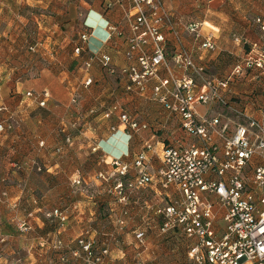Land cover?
I'll return each instance as SVG.
<instances>
[{"label": "crops", "instance_id": "crops-1", "mask_svg": "<svg viewBox=\"0 0 264 264\" xmlns=\"http://www.w3.org/2000/svg\"><path fill=\"white\" fill-rule=\"evenodd\" d=\"M159 1L172 18L163 33L168 61L178 77L184 71L173 63V57L182 51L191 53L206 71L215 73L207 72L209 78L222 79L237 64L231 59L247 54L233 42L234 35L246 39L250 46L256 43L264 48V32L256 22L264 16V0ZM129 7L130 0H0V124L11 125L0 130V264H83L84 253L78 243L81 237L92 240L100 250L108 247L109 259L113 262L114 252L116 259H121L115 264H123L125 253L119 248L129 240L138 248V232L145 233L147 248L135 252V258L142 253L140 258L145 264H168V260H175L173 255L181 247L185 254L183 264L186 262L185 245L182 242L170 249L166 236L159 233L162 220L155 213L157 208L179 199L175 186L164 189L155 180L146 188L128 191L126 205L119 203L115 194L112 198L108 195L116 185L115 170L110 166L114 158L132 163L146 142L154 143L165 136L176 144L183 136L177 119L152 99L151 89L156 82L150 83L145 95L126 92L127 80L120 72L136 65V61L126 57ZM189 24H200L201 34L211 35L217 50L202 49V41L187 31ZM85 31L90 34L88 54L109 56L116 75L108 74L97 63L86 73L87 56L74 54ZM31 47L35 50L31 51ZM255 74L245 72L238 76L224 95L230 106L259 117L264 102V77ZM87 77L93 79V85L85 89L83 80ZM238 86L245 90L237 91ZM44 91L50 92L46 107L26 96ZM73 98H77L76 104L72 103ZM113 103L120 104L122 111L132 116L137 110L146 112L147 117L134 118L147 123L149 129L132 135L117 115L106 119L103 112ZM205 108V113H226L236 120L227 108ZM73 122L79 123V131L70 128ZM113 126L117 132L111 131ZM67 130L73 132L76 140L70 146L65 143ZM111 141L117 148H106ZM94 145L98 150L92 152L93 157L90 149ZM58 148L63 149L61 155L56 152ZM31 160L47 172L31 170ZM91 161L97 162L96 170L87 169ZM159 166L160 161L152 158L150 172L156 176ZM132 176L131 173L125 181ZM78 177L92 182L99 194L96 202L105 206L111 202L108 207L113 213L102 219L97 203L87 201L92 200L89 196L93 192L73 193L70 183ZM75 197L80 198V214L73 213L65 228L59 229L55 224L45 234L46 213L67 206ZM26 215L35 217L28 221ZM20 221L31 223L40 232L38 237L27 239L20 235L16 227ZM158 246L165 248L159 250Z\"/></svg>", "mask_w": 264, "mask_h": 264}, {"label": "built area", "instance_id": "built-area-1", "mask_svg": "<svg viewBox=\"0 0 264 264\" xmlns=\"http://www.w3.org/2000/svg\"><path fill=\"white\" fill-rule=\"evenodd\" d=\"M128 14L130 36L126 57L136 61V65L120 72L127 80L126 92L145 95L150 83L156 82L151 97L169 116L177 119L183 136L176 144H168L164 139L146 142L132 163L114 158L110 166L115 170L116 185L110 193L126 205L128 191L146 188L155 180L164 189L175 186L179 199L157 208L155 213L162 220L159 228L162 236L176 230L188 240L184 264H264V102L260 116L255 117L245 109L230 106L224 95L245 72H256L259 78L264 77V48L252 44L250 51L222 79L209 78L206 67L197 64L191 53L182 51L173 57V63L184 71V75L178 77L168 61L163 33V27L172 24V18L163 11L160 1L130 0ZM256 22L264 32V16L258 17ZM186 29L196 40L202 41V49L217 50L213 37L201 34L200 24H189ZM89 37V32H83L74 49L77 57L87 56L86 73L97 63L108 74L116 75L109 56L88 54ZM30 50L34 51L35 47ZM162 72L166 73L165 77L161 76ZM92 85L91 77L83 80L85 89ZM26 96L38 106L46 107L50 92H29ZM77 102V98H73L72 103ZM199 106L227 108L236 120L226 113L213 114L210 110L202 115ZM103 113L106 119L117 115L129 134L138 135L149 129L147 123L138 122L123 112L118 103H113ZM7 125L0 124V130ZM111 131L117 132V127L113 126ZM97 150L95 146L93 151ZM61 151L62 148L56 150ZM152 158L160 161L156 176L150 172ZM131 173L132 178L125 181ZM100 176L104 178L103 173ZM73 183L80 184V180ZM69 215L66 208L50 213L61 227L65 226ZM120 224L124 225V221ZM18 229L25 232L30 226L27 221H20ZM136 240L145 250V233H136ZM78 243L84 252L83 264H114L109 259L108 247L97 252L94 242L84 237L79 238ZM140 256L138 254V264H145Z\"/></svg>", "mask_w": 264, "mask_h": 264}, {"label": "rangeland", "instance_id": "rangeland-1", "mask_svg": "<svg viewBox=\"0 0 264 264\" xmlns=\"http://www.w3.org/2000/svg\"><path fill=\"white\" fill-rule=\"evenodd\" d=\"M234 38H233V42L237 45V46H239L240 48H243V51L245 50V52H249L250 51V44H248L247 42V40L246 39H242L240 36H236V35H234L233 36ZM237 38H239L240 39V41L238 42V41H236V39ZM236 47V46H235ZM236 48H238V47H236ZM236 56V55H235ZM231 57H233V56H231ZM242 58L239 56L236 60L235 59H231V61H232V63L233 64H235V63H238L240 60H241ZM207 72L209 73V74H211V72L210 71H206V74H207ZM212 74H215V73H213L212 72ZM211 74V75H212ZM236 88V90L237 91H241V90H243L245 87H241V86H238V87H235ZM245 90V89H244ZM199 108V110H200V114H204L205 112L204 111H206V109L207 108H205V107H203V106H199L198 107ZM132 116V115H131ZM135 116H138L139 118H142V117H147V113L146 112H142V111H140V110H137V112H134L133 113V118L135 117ZM230 117H232V115L230 116ZM138 118V119H139ZM143 119V118H142ZM140 120V119H139ZM85 123V122H84ZM90 123H91V119H90ZM75 124H77L76 122L74 123H72L71 124V127L70 128H72L73 130H77V131H79V128H78V124L75 126ZM6 128H4V130H5ZM8 129V128H7ZM68 131V130H67ZM70 134V135H69ZM78 135L76 134L75 135V137H77ZM67 137H69L70 139H71V141L70 142H67ZM75 139H74V135H73V132H70L69 133V131H68V134H66V138H65V143L67 144V145H72V144H74L75 143ZM91 141H95L93 138L91 139ZM95 146V145H94ZM116 147L117 148V146H116V144H114V141H111L108 145H106V148H109V147ZM91 156H95V155H92V152H93V154H95V152L96 151H93V147H91ZM63 152V149H62V151H61V153ZM61 153H58L59 155H61ZM99 161L101 160V159H98ZM101 163V162H100ZM29 168L31 169V170H33V171H36V172H38V173H43V172H47V169L46 168H44V167H42V166H37V162H35L34 163V160H31V163L29 164ZM98 166V164H97V162H92L91 161V167L90 168H87V169H95L96 170V167ZM38 167H40L41 168V170L39 171L38 170ZM23 168H25V169H27L26 167H23ZM97 171H98V168H97ZM94 173V172H93ZM97 174H98V172H97ZM94 175H96V174H94ZM98 177H99V175H98ZM98 177L96 176V178L98 179ZM96 178H95V180H96ZM87 179V178H86ZM75 180H80V184H76V183H73V181H71V186L73 187V193L74 194H78V193H84V194H86V195H89V193L90 192H93L92 194H91V196H89V198L91 199L92 198V200H89V199H87V201H97V196L99 195L98 194V191H96V188H95V186H93L92 185V182H88V184H87V182H85V179L84 178H77V179H75ZM88 185V186H87ZM75 187H77L78 189H76ZM90 188H91V190H90ZM96 191V192H95ZM108 194V193H107ZM111 198L112 197H114L113 196V194L112 193H110V194H108ZM78 196V195H77ZM96 197V198H95ZM109 197V199H111ZM93 198H95L94 200H93ZM80 199V198H79ZM79 199L77 198V197H75V200L73 201V202H71L70 204H68L67 206H64V207H62L61 209H69V213H70V215H69V217L71 218L72 217V215H74L75 213L76 214H80V212H81V202H79ZM88 203V202H87ZM97 203V202H96ZM110 203L111 202H109V203H107L108 204V206H111L110 205ZM112 203H114L113 201H112ZM93 204H91V206H92ZM100 204H96V208H99V210L101 211V212H103V215H101V216H103V217H101L102 219H105L106 218V216L109 214L110 215V213L112 212L113 213V211H111V207H108V206H105V205H100ZM111 208V209H110ZM16 209V208H15ZM60 209V208H59ZM53 211V210H52ZM52 211H50V212H48V213H46V215H45V217H44V219H45V230H46V232H45V230H44V232H45V234H47V233H49V230H51V228L53 227V226H55V223H53V221H57L55 218H52V217H50V213L52 212ZM110 211V212H109ZM106 212V213H105ZM74 213V214H73ZM105 214V215H104ZM26 219L28 220V221H30L32 218H34L35 216L33 215V216H31V217H29V216H27L26 215ZM80 217L83 219V216L82 215H80ZM70 218H69V220H70ZM30 219V220H29ZM27 221V222H28ZM84 222H85V220H84ZM18 223V222H17ZM16 223V227H17V229H18V224ZM28 224H29V222H28ZM29 226H30V229H29V231H25V232H22V231H20L19 229H18V231H19V234L21 235V234H24V236L27 238V239H33V238H37L38 237V235H39V231L38 230H36V229H34L33 228V226H32V224L30 223L29 224ZM58 226V228L60 229V228H65V227H61L60 226V224H58L57 225ZM43 232V233H44ZM85 237H86V233L85 234H83ZM82 235V236H83ZM17 237V236H16ZM129 241H131V240H129ZM129 241L128 242H126V243H124L121 247L122 248H119L120 249V251H122V252H124L125 253V256H124V258H123V262H125V263H127V264H138V259L139 258H135V252H137L138 250L140 251V249L142 250L143 249V247H141L140 245V247L138 246V248H135L134 247V244H132V243H129ZM95 246V245H94ZM95 248V250L97 251V252H99L100 251V246H96V247H94ZM146 248H147V246H146ZM158 248H159V250H162V249H164L165 247H163V246H158ZM82 249V248H81ZM111 249H114V251L116 250V247H113L112 248V246H111ZM84 253V252H83ZM167 253V252H166ZM186 253V252H185ZM138 254V253H137ZM139 254H142V253H139ZM113 255H115V258H114V260H113V262L112 263H118L119 261H121V259H116V254H114V252H113ZM173 256H176L175 258H173V259H175V260H168V262L167 261H165V263L167 262L168 264H183V262L185 261L184 259H185V254H184V251L181 249V247H179V249H178V251L173 255ZM169 258V257H168ZM170 259V258H169ZM246 264H250V263H246Z\"/></svg>", "mask_w": 264, "mask_h": 264}, {"label": "trees", "instance_id": "trees-1", "mask_svg": "<svg viewBox=\"0 0 264 264\" xmlns=\"http://www.w3.org/2000/svg\"><path fill=\"white\" fill-rule=\"evenodd\" d=\"M70 135V134H69ZM168 144H170L171 142H169V140L163 136L162 137ZM53 223L55 224H59L58 221H53ZM166 241L169 242L170 245V249H175L176 247L179 246V243H182L185 245L186 249L188 250V240L185 238V236H183L182 234H180L179 232H177L176 230L170 232L169 234L166 235ZM187 255V254H186Z\"/></svg>", "mask_w": 264, "mask_h": 264}]
</instances>
